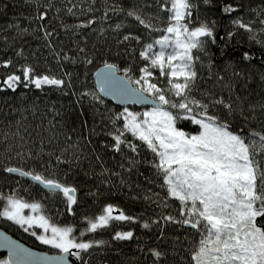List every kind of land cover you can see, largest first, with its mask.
I'll use <instances>...</instances> for the list:
<instances>
[{
    "label": "trees",
    "instance_id": "1",
    "mask_svg": "<svg viewBox=\"0 0 264 264\" xmlns=\"http://www.w3.org/2000/svg\"><path fill=\"white\" fill-rule=\"evenodd\" d=\"M162 2L51 0L52 6L47 7L49 0H0V62L13 61L7 68L0 67V211L8 196L29 204L39 203L40 212L53 225L74 226V236L85 241H107L89 253H82L87 264H155L150 248L166 253L159 264H194L192 252L200 234L186 225L162 219L168 215L181 219V205L161 188L162 179L150 163L154 160L153 154L131 134H126L127 139L140 145L138 155L127 148L122 153L111 148L114 141L107 133L114 129L110 117L124 108L103 97L100 103L92 95H82L98 93L93 75L106 63L116 65L124 75L123 70L130 69L128 75L133 80L142 75L140 68L146 62L139 53L143 44L164 33L145 28L134 17H128L127 11L135 9L153 28L163 29L168 24L169 13L161 10ZM192 2L196 7L190 28L214 22L215 35V42L208 39L204 49L195 53L199 57L195 60L198 75L192 95L205 103L219 98L232 103L235 111L231 115L222 106L209 108L211 114L226 120L232 130L243 129L245 135L250 130L264 131V108H261L264 105V0ZM227 4L237 11L223 15L220 8ZM72 5H76L75 15L67 11ZM112 7L124 11H109L105 19V10ZM38 8L48 12L43 22L33 19ZM89 8L92 10L88 11ZM238 18L250 24L253 32L233 24ZM90 19L95 23L86 28H65ZM121 22L125 27L116 30L115 25ZM25 28L27 32L20 31ZM41 29L53 35L45 38ZM129 32L140 36L141 41H123ZM21 49L23 55L18 56ZM245 52L252 58L245 60ZM65 56L69 59H63ZM87 59L92 63H87ZM24 65L33 67L35 75L63 78L66 86L62 90L51 85L41 89L32 84L25 87L27 81L21 71ZM13 73L21 76L15 90L3 83ZM152 82L167 87V77L161 76L159 70L155 71ZM122 124L121 120L116 126ZM177 127L192 134L200 131L199 126L184 120ZM131 159L138 163L133 166ZM7 167L76 187L78 204L69 212L60 194L54 195L21 175L6 172ZM107 204L139 219L131 223L117 221L107 229L81 237L80 233L88 226L84 217L95 218ZM257 219L264 224V218ZM152 220L160 223L151 229L142 227L144 221ZM0 226L30 246L52 251L38 239L41 231L37 227H21L3 216H0ZM117 231H133L134 239L114 240ZM0 261H8L7 256L0 253ZM71 261L82 264L74 256Z\"/></svg>",
    "mask_w": 264,
    "mask_h": 264
},
{
    "label": "snow or ice",
    "instance_id": "2",
    "mask_svg": "<svg viewBox=\"0 0 264 264\" xmlns=\"http://www.w3.org/2000/svg\"><path fill=\"white\" fill-rule=\"evenodd\" d=\"M204 2L208 3L209 0ZM51 6L49 0L47 7ZM75 7L76 5H72L68 8V13L75 15ZM195 7L192 0H163L161 10L169 13L168 24L163 29L153 28L135 9L127 11V16L134 17L140 25L164 34L143 44L139 54L146 63L140 68L142 75L139 78L133 80L128 75L130 69H124L125 76L122 79L116 75L117 66L107 63L104 65V71L98 73L99 93L118 96L124 100L131 99L132 103L152 105L143 113L131 112L125 107L122 112L114 114L110 117L114 130L107 135L113 139L111 148L117 153H122L123 149L127 148L138 155L139 147L143 145L153 154L154 160L150 163L156 175L162 179L161 188L166 189L168 196L178 200L181 205V219L171 215L163 216L162 219L165 222L188 225L200 234L192 252L194 264H264V224L258 223L257 219L264 218V131L250 130L249 134L245 135L243 129L232 130L226 120L209 112L210 107L222 106L231 115L235 111L232 103L225 102L223 98L205 103L192 95L198 75L195 60L199 59L193 57L192 50L202 51L208 39L215 42L214 22L213 25L201 23L190 28ZM109 11L118 13L124 10L116 7L106 9L105 19L108 18ZM223 11L232 13L237 11V8L227 5ZM47 16V11L41 12L38 8L33 19L43 22ZM93 23L95 21L90 19L87 23L65 25V28H86ZM233 24L253 32L251 25L239 18L234 20ZM123 27V22L115 25L116 30ZM20 31L28 30L25 28ZM43 31L45 38L53 35ZM231 35L232 33H229V36ZM133 40L139 43L141 37L131 32L123 36L125 42ZM17 55L22 56L23 50L17 52ZM243 57L245 60L252 58L247 52ZM63 59L67 60L69 57L65 56ZM86 62L91 64L92 60L87 59ZM12 64L13 61L9 59L0 62V67L7 68ZM156 70H159L161 76L167 77L166 88L152 82ZM21 71L27 81L25 87L32 84L41 89L44 85H51L62 90L66 86L63 78L35 75V70L30 65L21 66ZM20 82L21 76L13 73L8 75L3 83L7 88L15 90ZM67 83L70 85V81ZM129 84H135L137 87L131 88ZM82 95H92L94 100L103 103V98L98 93ZM261 108H264V105H261ZM121 120L122 126L117 127V122ZM182 120L199 126L200 131L192 134L178 128L177 123ZM126 134H131L140 145L127 139ZM130 163L135 166L138 161L131 159ZM4 170L30 177L43 184L52 194H60L69 212H72L73 205L78 204V190L74 186L16 167H7ZM5 199L7 203L0 211V216L14 221L21 227L39 225L45 233L50 231V235H40L38 239L66 254L41 262H31L27 261V257L33 254L16 246V264H25L26 261L27 264H67V255L87 264L82 253H89V250L108 243L102 239H79L74 236V226L53 225L45 215L23 214L25 208H30L33 212L39 211L42 207L39 203L29 204L14 196ZM84 219L88 226L80 233L81 237L86 233L107 229L117 221L131 223L139 218L125 214L124 210L118 209L117 206L107 204L95 218ZM159 223V220L144 221L142 227L151 229ZM32 234L36 235L35 232ZM113 239L132 240L134 232L117 231ZM0 246L9 245L5 243ZM73 249L76 251H72ZM148 251L155 264H159L166 255L157 248H150ZM0 264L13 262L0 261Z\"/></svg>",
    "mask_w": 264,
    "mask_h": 264
},
{
    "label": "water",
    "instance_id": "3",
    "mask_svg": "<svg viewBox=\"0 0 264 264\" xmlns=\"http://www.w3.org/2000/svg\"><path fill=\"white\" fill-rule=\"evenodd\" d=\"M229 5V4H227ZM225 5V6H227ZM225 6H222L220 9L223 13V15H226V13L223 11V8ZM104 71V65L100 66L94 73L93 78H94V83H95V87L96 90L99 93V84H98V73ZM116 75L120 78H124V74H122L121 72H119V70L116 71ZM129 87L131 88H135L136 86H134L133 84H129ZM103 98L109 99L111 100L116 106L119 107H129V106H136L138 108H150L152 105L150 103L147 104H141V103H132L131 99H122L118 96H112V95H104L103 93H99ZM14 175H20L19 173H11ZM25 177V176H23ZM29 180H31L33 183L37 184L38 186H40L43 190L45 191H49V189L45 188V186L41 183H38L34 180H32L30 177H25ZM187 227H189L188 225H186ZM8 244L9 246H0V253H3L7 256L8 260H12L13 264H16L17 261V257L14 255V248L16 246H18L21 249H25L27 250L28 253H31L33 255L28 256L27 257V261H31V262H41V261H45L46 259L49 258H55L61 255H66L61 253V251H48V250H44V249H39L33 246H30L28 244H26L24 241L14 237L12 234H10L9 232H7L5 229H3L0 226V245L3 244ZM74 251V250H72ZM73 258V256L71 255H67V264H72L71 259ZM27 261L25 262V264H27Z\"/></svg>",
    "mask_w": 264,
    "mask_h": 264
},
{
    "label": "rangeland",
    "instance_id": "4",
    "mask_svg": "<svg viewBox=\"0 0 264 264\" xmlns=\"http://www.w3.org/2000/svg\"><path fill=\"white\" fill-rule=\"evenodd\" d=\"M196 51H198V50H196V49H193L192 50V55H193V57H195V53H196ZM149 109V108H148ZM148 109H145V110H143V111H134V110H132V109H130L129 111H131V112H136V113H143L144 111H146V110H148ZM40 210L39 211H37V212H33L32 211V209H30V208H25V209H23V214L25 215V216H37V215H42V213L40 212ZM8 220V219H7ZM10 221V220H9ZM10 222H14V221H10ZM51 223V222H50ZM52 224V223H51ZM25 226H27V227H30V226H28V225H25ZM33 227H37V228H39V230L41 231V235H50L51 233H50V231L48 232V233H45L44 232V229L43 228H41V227H39V225H32ZM51 248H52V251H60L59 249H56V248H54L53 246H51V245H49Z\"/></svg>",
    "mask_w": 264,
    "mask_h": 264
}]
</instances>
